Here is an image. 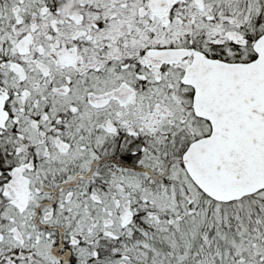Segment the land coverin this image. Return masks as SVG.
Instances as JSON below:
<instances>
[{"label": "snow or ice", "instance_id": "1", "mask_svg": "<svg viewBox=\"0 0 264 264\" xmlns=\"http://www.w3.org/2000/svg\"><path fill=\"white\" fill-rule=\"evenodd\" d=\"M0 264H264V0H0Z\"/></svg>", "mask_w": 264, "mask_h": 264}]
</instances>
